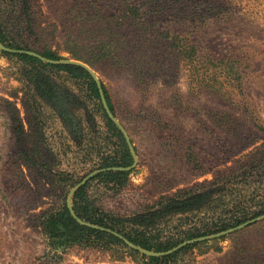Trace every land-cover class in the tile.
Returning <instances> with one entry per match:
<instances>
[{
  "label": "rangeland",
  "instance_id": "374dc122",
  "mask_svg": "<svg viewBox=\"0 0 264 264\" xmlns=\"http://www.w3.org/2000/svg\"><path fill=\"white\" fill-rule=\"evenodd\" d=\"M0 27L28 46L0 40V264H140L179 249L168 264H264V0H0ZM193 40L239 56L241 86L198 81ZM15 53L86 66L108 109L84 79ZM109 112L128 166L103 167L120 152ZM120 167L118 188L97 177ZM87 178L104 209L175 245L58 246L41 215Z\"/></svg>",
  "mask_w": 264,
  "mask_h": 264
},
{
  "label": "trees",
  "instance_id": "16d2710c",
  "mask_svg": "<svg viewBox=\"0 0 264 264\" xmlns=\"http://www.w3.org/2000/svg\"><path fill=\"white\" fill-rule=\"evenodd\" d=\"M211 16V13H207L202 17L206 19ZM0 40L9 47L28 49V46L22 47L16 40L10 39L1 27ZM193 42L195 45L191 46L194 51V53L192 52L193 54L191 57V63L193 64L192 71L195 70L193 74L198 76V81L218 84L219 87L222 88L223 83L229 79L228 83L232 81L241 86L242 78L245 75V69L244 66L241 65V58L239 56L233 54H205V52L199 54L197 52V41L193 40ZM199 44L202 45V41L199 42ZM205 47L209 49L208 46ZM42 54L50 59H60L59 55L50 50ZM14 55L22 59L41 62L45 65L63 69L73 77L84 79L88 83L90 90L102 105L98 83L92 73L83 65L73 62L51 63L43 61L29 53H15ZM199 70H201V73H199ZM103 88L109 105L113 109V105L104 83ZM106 116L111 128L114 130V133L119 140L120 152L117 151L116 156L107 161L103 167L113 165L123 167L128 166L132 162V156L128 145L116 123L112 121L107 114ZM127 173L128 171L125 169L105 170L99 173L97 177H104L105 180L117 181L118 183H115V186L118 188L122 185L121 182L124 181ZM92 180H87L74 191L72 209L77 217L73 215L72 209L67 202L57 210L44 212L41 215L42 223L46 232L54 238V242L58 246L70 247L78 244L83 246H97L99 248L114 245L128 247L126 241H129L139 247L162 252L175 245L169 241L154 240L147 226L143 224L142 227L141 221H138L137 217L139 216H119L112 211L104 209L101 203L91 194L90 183ZM177 202L179 203L180 201L175 198H164L163 202L160 201L157 202V204H164L166 209H170L172 208L170 205ZM141 218H143V216ZM137 223H140L141 225ZM113 231H116V233ZM131 250L139 254L138 251L134 249ZM180 250L181 249L170 251L168 253H160L159 255L147 256L141 254L138 262L140 264H157L158 262L160 264H168L171 260L175 259L176 254Z\"/></svg>",
  "mask_w": 264,
  "mask_h": 264
},
{
  "label": "water",
  "instance_id": "95a60500",
  "mask_svg": "<svg viewBox=\"0 0 264 264\" xmlns=\"http://www.w3.org/2000/svg\"><path fill=\"white\" fill-rule=\"evenodd\" d=\"M82 65V64H81ZM84 66V65H83ZM84 67H86V66H84ZM87 68V67H86ZM88 69V68H87ZM89 70V69H88ZM90 71V70H89ZM98 86H99V90H100V93H101V95H102V98H103V101H104V104H105V107L108 109V105H107V102H106V99H105V97H104V94H103V90H102V85L100 84V83H98ZM109 111V110H108ZM110 113V112H109ZM110 115H111V117L114 119V121L116 122V124L117 125H119L118 124V122L116 121V119L114 118V116L110 113ZM119 127L122 129V131L125 133V131L123 130V128L119 125ZM128 139V138H127ZM123 167H120V169H122ZM88 180V178L86 179V180H84L81 184H83L84 182H86ZM80 184V185H81ZM80 185H78L77 187H76V189L80 186ZM75 189V190H76ZM74 190V191H75ZM74 193V192H73ZM69 206L71 207V209H72V201H71V203H69ZM72 213H73V215L75 216V217H77V215L75 214V212L73 211V209H72ZM114 233H116V231H113ZM129 242V241H128Z\"/></svg>",
  "mask_w": 264,
  "mask_h": 264
}]
</instances>
